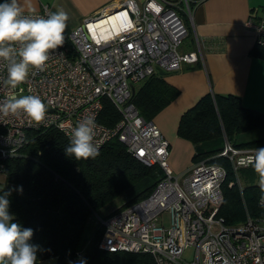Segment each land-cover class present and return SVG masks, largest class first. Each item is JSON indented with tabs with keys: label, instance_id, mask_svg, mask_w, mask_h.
Listing matches in <instances>:
<instances>
[{
	"label": "built area",
	"instance_id": "built-area-1",
	"mask_svg": "<svg viewBox=\"0 0 264 264\" xmlns=\"http://www.w3.org/2000/svg\"><path fill=\"white\" fill-rule=\"evenodd\" d=\"M183 10L191 19L188 0ZM177 0H121L85 17L69 32L65 43L53 51L43 72L30 69L27 81L13 90L5 86L6 70L0 69V103L10 96L39 95L46 105L45 119L37 124L25 114L0 115V156L15 155L28 129L60 130L68 139L84 116L97 122L95 144L99 149L116 136L134 158L157 165L161 176L144 198L119 205L100 215L98 247L109 251L150 253L156 264H264V218L228 225L217 215L223 200L226 167L207 159L193 161L179 175L169 164L170 144L152 119L144 118L132 101V86L148 76L178 70L185 63L203 60L204 39L194 35L195 48H179L189 29ZM25 14L47 16V5ZM255 43L264 47V8L257 18L248 17ZM119 113L112 125L99 120L104 102ZM253 147L235 146L224 140L219 155L237 171ZM1 168V167H0ZM193 247L192 261L183 259ZM77 252L76 256H81Z\"/></svg>",
	"mask_w": 264,
	"mask_h": 264
},
{
	"label": "trees",
	"instance_id": "trees-1",
	"mask_svg": "<svg viewBox=\"0 0 264 264\" xmlns=\"http://www.w3.org/2000/svg\"><path fill=\"white\" fill-rule=\"evenodd\" d=\"M252 51L264 59V47L255 43ZM178 92L157 72L138 83L132 101L144 118L152 119ZM118 118L117 109L106 100L99 120L112 126ZM176 133L192 142L193 161L207 159L226 167L223 200L217 212L226 224H237L247 216L264 217L259 184L250 178L241 189L235 182L229 186L236 174L230 160L219 155L225 138L235 146L264 147V113L244 105L236 94L208 92L182 112ZM69 141L53 127L28 129L18 154L0 156V171L5 174L0 190L11 191L13 222L33 229L30 243L40 246L38 260L54 257L56 264L75 262L84 227L93 221L95 228L78 260L86 264H156L147 252L99 248L102 227L92 212L122 194L127 198L121 205L144 198L161 176L160 168L134 158L116 136L98 149L95 158L78 161L65 153Z\"/></svg>",
	"mask_w": 264,
	"mask_h": 264
},
{
	"label": "crops",
	"instance_id": "crops-1",
	"mask_svg": "<svg viewBox=\"0 0 264 264\" xmlns=\"http://www.w3.org/2000/svg\"><path fill=\"white\" fill-rule=\"evenodd\" d=\"M119 1L18 0V3L24 10H39L43 5H47L51 13L63 9L70 17L65 30L69 32L83 18ZM135 1L141 4L144 0ZM177 1L189 29L179 48L181 51L195 48L196 34L204 39L203 60L185 63L178 70L161 74L179 92L152 120L169 141L171 168L183 175L193 162L194 147L190 140L177 135V124L182 112L203 94H236L244 105L264 113V59L252 51L254 32L245 23L250 16L258 17L264 8V0H188L191 19L183 10V0ZM3 2L0 0V3ZM186 38L189 41L184 42ZM137 85L134 84V88ZM52 258L40 259L37 264H56L55 258Z\"/></svg>",
	"mask_w": 264,
	"mask_h": 264
},
{
	"label": "clouds",
	"instance_id": "clouds-1",
	"mask_svg": "<svg viewBox=\"0 0 264 264\" xmlns=\"http://www.w3.org/2000/svg\"><path fill=\"white\" fill-rule=\"evenodd\" d=\"M70 17L63 9L45 16L25 14L18 0L0 3V69L6 70L5 86L17 89L24 84L30 69L43 72L53 51L65 43V30ZM25 114L37 124L45 119L46 105L39 95L10 96L0 103V115ZM97 122L92 114L84 116L71 129L66 155L75 160L95 158L99 152L95 144ZM258 175L261 191L260 203L264 206V147H258L246 160ZM22 191V189H21ZM0 264H37L40 246L30 243L34 231L13 222L10 213L11 191L0 190ZM70 264H86L83 259Z\"/></svg>",
	"mask_w": 264,
	"mask_h": 264
},
{
	"label": "rangeland",
	"instance_id": "rangeland-1",
	"mask_svg": "<svg viewBox=\"0 0 264 264\" xmlns=\"http://www.w3.org/2000/svg\"><path fill=\"white\" fill-rule=\"evenodd\" d=\"M185 41H189V38H186L184 40V42ZM19 153H20V151H19ZM16 154H18V151H17ZM237 174H238V179L241 182V186L246 184L249 181L250 178L253 179V181H255V183H258L259 177L255 173V171L253 170V168L251 166L239 167ZM251 174L253 175V178L251 177ZM235 178H236V176H235ZM4 182H5V174L0 171V184H3ZM126 198H127V196L125 194H122L119 197L115 198L111 203L106 205V207H103V208L97 210V212L100 215H105V214L111 212L117 206L121 205V203ZM256 218H259V217H256ZM262 218H264V217H262ZM94 228H95V224H94L93 221H89V222L86 223V225L84 227V230L82 232V235H81V240H80L79 247H78L77 251L75 252V254H77L78 251L82 253L83 248L87 245L89 239L91 238V235L93 233ZM81 256H76V257L79 259V257H81ZM193 256H194V249H193V247H190V248H188V249H186L184 251L182 257L186 261H192L193 260ZM52 259H54V258H52ZM78 259L76 261H79Z\"/></svg>",
	"mask_w": 264,
	"mask_h": 264
},
{
	"label": "water",
	"instance_id": "water-1",
	"mask_svg": "<svg viewBox=\"0 0 264 264\" xmlns=\"http://www.w3.org/2000/svg\"><path fill=\"white\" fill-rule=\"evenodd\" d=\"M158 72L160 73V74H164V70H162V69H158ZM134 90H135V88H134V85L132 86V93H134Z\"/></svg>",
	"mask_w": 264,
	"mask_h": 264
}]
</instances>
